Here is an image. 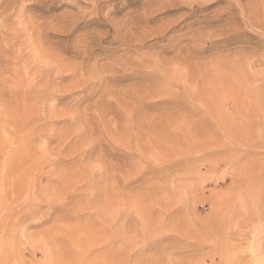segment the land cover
Listing matches in <instances>:
<instances>
[{
    "label": "rangeland",
    "instance_id": "rangeland-1",
    "mask_svg": "<svg viewBox=\"0 0 264 264\" xmlns=\"http://www.w3.org/2000/svg\"><path fill=\"white\" fill-rule=\"evenodd\" d=\"M0 264H264V0H0Z\"/></svg>",
    "mask_w": 264,
    "mask_h": 264
},
{
    "label": "bare ground",
    "instance_id": "bare-ground-1",
    "mask_svg": "<svg viewBox=\"0 0 264 264\" xmlns=\"http://www.w3.org/2000/svg\"><path fill=\"white\" fill-rule=\"evenodd\" d=\"M17 131V130H16ZM12 134L14 135V133L12 132ZM11 156V155H10ZM8 161V160H7ZM4 175V174H3ZM2 175V176H3ZM8 175L12 176L13 174L11 172L8 173ZM3 178V177H2ZM5 178V177H4Z\"/></svg>",
    "mask_w": 264,
    "mask_h": 264
}]
</instances>
